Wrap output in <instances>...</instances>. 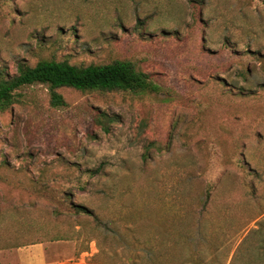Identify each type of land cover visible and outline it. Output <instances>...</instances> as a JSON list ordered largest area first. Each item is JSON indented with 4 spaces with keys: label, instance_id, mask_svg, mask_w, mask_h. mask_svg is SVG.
<instances>
[{
    "label": "rangeland",
    "instance_id": "rangeland-1",
    "mask_svg": "<svg viewBox=\"0 0 264 264\" xmlns=\"http://www.w3.org/2000/svg\"><path fill=\"white\" fill-rule=\"evenodd\" d=\"M42 58L127 59L161 90L62 87L59 107L44 84L16 90L0 109V264H131L134 237L186 222L206 191L205 263L264 264V0H0V69Z\"/></svg>",
    "mask_w": 264,
    "mask_h": 264
},
{
    "label": "trees",
    "instance_id": "trees-1",
    "mask_svg": "<svg viewBox=\"0 0 264 264\" xmlns=\"http://www.w3.org/2000/svg\"><path fill=\"white\" fill-rule=\"evenodd\" d=\"M32 83L44 84L52 106H64L66 101L59 91L62 87L73 88L80 91H132V92H159L161 87L149 75L137 69L134 63L127 59L115 58L108 62H90L75 64L66 59L42 58L34 64L24 59L16 62V71L9 75L0 69V109H6L15 100L17 89ZM116 120L115 116L106 113L97 115L95 122L103 131H109V124ZM214 191H206L203 196L197 197L198 210L188 209L178 215L186 220L180 222L175 228L160 231L154 238L134 237L131 242L140 253L131 264H206L202 257L205 247L210 244L207 229V206L213 199ZM69 214H82L89 216L96 225L108 227L94 211L81 204L70 203L65 210ZM63 211V212H65ZM55 213L61 212L55 208ZM196 219L195 221H193ZM154 236V235H153ZM141 241L139 240L140 238ZM214 248V247H213ZM138 250V249H137ZM252 255V254H251ZM253 256H245L242 264H259Z\"/></svg>",
    "mask_w": 264,
    "mask_h": 264
}]
</instances>
